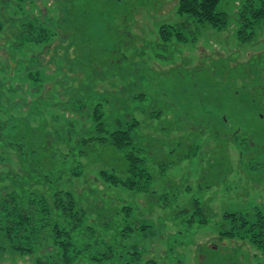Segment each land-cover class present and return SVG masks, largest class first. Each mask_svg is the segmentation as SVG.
<instances>
[{
	"label": "rangeland",
	"instance_id": "1",
	"mask_svg": "<svg viewBox=\"0 0 264 264\" xmlns=\"http://www.w3.org/2000/svg\"><path fill=\"white\" fill-rule=\"evenodd\" d=\"M241 8L219 0L228 20L218 29L192 22L178 0H0V119H27L29 142L53 139L63 153L93 149L78 173L57 175V186L85 212L84 225L122 248L120 264H264L249 240L218 236L225 212L264 216V28L242 41ZM98 115L107 128L136 120L133 143L154 195L102 175L126 179L123 153L79 145ZM0 160V171L29 179L13 152L0 151ZM196 199L208 221L185 229L176 214ZM110 218L109 228L94 227ZM52 241L19 253L4 237L0 264H60L49 256Z\"/></svg>",
	"mask_w": 264,
	"mask_h": 264
},
{
	"label": "trees",
	"instance_id": "2",
	"mask_svg": "<svg viewBox=\"0 0 264 264\" xmlns=\"http://www.w3.org/2000/svg\"><path fill=\"white\" fill-rule=\"evenodd\" d=\"M241 2L238 35L242 41H246L254 33L255 26L264 28V0ZM218 4L219 0H178V11L187 15L192 22L207 23L222 29L227 25L228 15L217 9ZM191 21L187 19L180 23V30L189 22L192 23ZM44 40L45 38L41 36L34 38L37 43ZM26 121L28 120L13 116L0 119V151L13 152L17 160L23 162L24 166L29 165L31 169L28 173L30 177L26 180L22 177L21 180L17 172L12 170L6 173L0 171V239L5 237L11 247L19 253H31L34 250L33 244L39 240L47 243L51 238L53 241L52 249L50 251L48 249L49 256L60 264H72L73 261H76V264H120L122 248L110 245L114 241L108 243L97 237L95 230L90 226L92 224L84 225L88 222L85 220V212L69 191H63L57 186V175L70 170L78 173L81 170L80 159L88 156L93 149L85 151L72 147L67 153H63L57 147L60 143L53 142V139L41 143L39 137H33L29 142L28 133L21 127ZM112 121L113 126L107 128V124L102 122V116L98 115L95 133L90 132L88 136L83 137L78 142L79 145L91 144L94 149L100 146L102 150L113 149L118 154L123 153L121 156L126 164V179L123 180L116 171L113 174L102 171V175L114 187L122 185L133 193L146 192L154 195V192L147 190L150 174L145 168L146 158L139 155L140 147L133 143L136 138L133 133L137 127L136 120L132 118L130 121L125 120L124 123L121 119L115 118ZM218 122L220 127L225 128L228 125L222 116ZM22 181L43 182L48 191L45 194L36 193L29 190ZM4 182H10L14 189L9 190L2 185ZM189 208L193 211L188 214L191 210ZM189 208H183L176 214L177 218H181L185 229L207 223L208 218L203 212L205 205L202 201L196 199L190 203ZM123 209L120 211H124ZM100 217L95 221H100ZM222 217L223 222L218 235L221 241L249 240L264 255V216L259 210L252 213L225 212ZM106 220L98 225L95 223L94 227L109 228L110 220L113 218ZM43 231L46 235H42ZM43 259L45 260L42 258L41 261Z\"/></svg>",
	"mask_w": 264,
	"mask_h": 264
}]
</instances>
